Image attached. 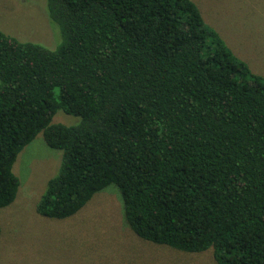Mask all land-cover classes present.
<instances>
[{
	"label": "trees",
	"instance_id": "16d2710c",
	"mask_svg": "<svg viewBox=\"0 0 264 264\" xmlns=\"http://www.w3.org/2000/svg\"><path fill=\"white\" fill-rule=\"evenodd\" d=\"M47 1L56 48L0 30V207L42 132L62 159L39 214L68 217L115 183L139 236L264 264V75L194 0ZM59 109L80 119L52 122Z\"/></svg>",
	"mask_w": 264,
	"mask_h": 264
},
{
	"label": "rangeland",
	"instance_id": "374dc122",
	"mask_svg": "<svg viewBox=\"0 0 264 264\" xmlns=\"http://www.w3.org/2000/svg\"><path fill=\"white\" fill-rule=\"evenodd\" d=\"M194 1L229 47L264 75V0ZM0 30L50 49L62 40L47 0H0ZM79 119L59 109L52 122ZM61 159L62 150L48 145L42 132L17 155L18 191L9 205L0 207V264H218L211 248L190 252L139 236L125 219L115 183L68 217L39 214L37 202Z\"/></svg>",
	"mask_w": 264,
	"mask_h": 264
}]
</instances>
